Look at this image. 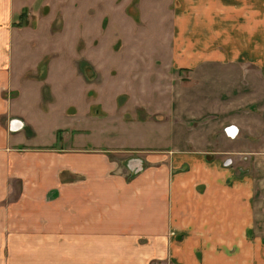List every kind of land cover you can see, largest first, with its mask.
I'll return each instance as SVG.
<instances>
[{
  "label": "crops",
  "instance_id": "obj_1",
  "mask_svg": "<svg viewBox=\"0 0 264 264\" xmlns=\"http://www.w3.org/2000/svg\"><path fill=\"white\" fill-rule=\"evenodd\" d=\"M172 1L169 56L201 86L192 110L190 89L160 92L213 112L229 151L174 129L166 148L57 145V84L29 74L15 24L46 2L0 0V264H264V0Z\"/></svg>",
  "mask_w": 264,
  "mask_h": 264
},
{
  "label": "rangeland",
  "instance_id": "obj_2",
  "mask_svg": "<svg viewBox=\"0 0 264 264\" xmlns=\"http://www.w3.org/2000/svg\"><path fill=\"white\" fill-rule=\"evenodd\" d=\"M45 2V8L19 17L15 24L27 21L19 40L24 54L20 58L33 60L29 74H46L57 84L53 107L41 118L45 129L52 124L60 129L54 134L57 145L62 144V133L73 137L72 145L78 143L77 137L88 147L95 143L165 147L171 145L168 141L174 129L181 135L193 132L201 140L190 143L191 150L199 146L211 151L230 150L231 135L218 129L219 118L210 117L213 112L200 117L198 112L180 110L177 101L171 112L170 95L160 92L161 88L170 89L178 98L183 89H190V96L197 98L201 86L196 75L183 74L185 69L176 74L174 58L169 56L175 23L172 0ZM210 72L213 76L221 73L217 67ZM195 98L188 105L186 102L187 110H192ZM171 113L175 117L167 120ZM172 146L181 148V143ZM122 155L125 159L128 156L119 153L116 158ZM37 259L35 255L34 264Z\"/></svg>",
  "mask_w": 264,
  "mask_h": 264
},
{
  "label": "trees",
  "instance_id": "obj_3",
  "mask_svg": "<svg viewBox=\"0 0 264 264\" xmlns=\"http://www.w3.org/2000/svg\"><path fill=\"white\" fill-rule=\"evenodd\" d=\"M24 16H25V10H23V12L20 14V19H22V18H24Z\"/></svg>",
  "mask_w": 264,
  "mask_h": 264
},
{
  "label": "bare ground",
  "instance_id": "obj_4",
  "mask_svg": "<svg viewBox=\"0 0 264 264\" xmlns=\"http://www.w3.org/2000/svg\"><path fill=\"white\" fill-rule=\"evenodd\" d=\"M130 164V163H129Z\"/></svg>",
  "mask_w": 264,
  "mask_h": 264
}]
</instances>
